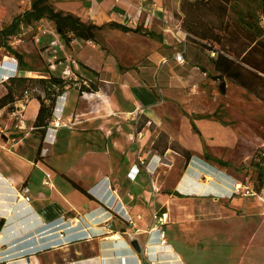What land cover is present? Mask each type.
Here are the masks:
<instances>
[{"label":"crops","instance_id":"0c3cea01","mask_svg":"<svg viewBox=\"0 0 264 264\" xmlns=\"http://www.w3.org/2000/svg\"><path fill=\"white\" fill-rule=\"evenodd\" d=\"M149 2L147 9L152 8L153 13L140 15V0H92L89 6L78 2L65 3L75 7L72 11L57 4L59 10L98 25L115 22L131 29H140L136 33L112 28L124 34H143L154 43L151 49L140 48L134 54V60L122 57L119 64L114 56H107L102 51L105 61L97 66L93 54L98 48L76 51L78 59L72 61L86 72L87 80L117 82L120 91L115 96L100 88L92 96L86 97L87 100L80 97L78 90L69 88L64 98L57 102V114L60 116L64 109L62 120L67 126L48 131L44 140L33 127L40 108L37 99L29 102L25 112L29 132H26L27 128L23 130L17 125H0V264H144L149 262V256L156 258V253H148V236L152 216L157 210H161L167 218L170 215L174 218L180 213L186 221L194 222L190 219L201 215L200 204H194L191 210L183 202L184 196L200 201L202 205L207 200L205 195L214 192L222 196L227 193V198L234 202L244 199L231 195L230 189L234 185L231 187L232 184L224 180L223 183L230 187H223L212 177L219 165L214 159L223 160L224 157L221 158V154H216L211 147V144L218 142L216 136L207 134L198 125L204 120L223 127L217 118L216 102L200 98L190 108L193 112L184 115L174 113L169 117L162 108L166 104H186L185 89L199 85V81H203L209 89L217 83L220 87L225 82L226 91L235 89L247 95V103L252 105L250 108L246 106L247 111L260 108L257 105L264 108V103L228 79L220 81L212 78L217 74L210 62V56L214 54L197 48L199 46L195 43L188 44V34L182 30L180 18L183 17V0ZM53 41L59 43V52L64 50L59 39L51 37L48 43L52 45ZM77 43L80 42L64 44L71 48ZM180 46L183 48L181 51L177 49ZM179 52L185 54L184 64L175 59ZM58 60L55 70H60L58 67L62 62ZM107 61L110 62L106 64ZM0 65L17 66V76H47L41 70L36 73V69L21 68L14 56L9 54L2 55ZM68 68L71 69V66L65 69ZM118 69L127 72L120 75ZM75 70L80 74L77 67ZM112 70L117 76L109 77ZM52 73L60 76L54 71ZM3 75L4 72L0 71V79ZM5 92L0 82V97ZM31 107L35 111L29 117L27 112ZM207 109L210 110L208 113ZM5 111L1 110L0 116L3 117ZM127 115H134L135 120L144 117L150 124L155 123L170 136L172 142L192 153V159L169 194L156 193L155 184L153 190L149 172L140 163L146 157L145 148L152 137L150 129L145 127L139 131L144 138L139 137L136 142V139H132L134 134L126 130ZM262 115L260 125L264 131V110ZM169 121L173 124L170 128ZM230 123L224 124V127L237 133L239 129ZM64 130L73 132L75 141L79 143L74 141L59 147L58 139ZM189 135L197 138L195 144ZM261 141L264 142V139ZM41 143L42 149L38 153ZM226 146L223 149L227 151ZM154 158L155 155L150 157L148 168L156 167ZM194 158L197 161H193ZM190 180L195 186L182 191L186 190L185 184ZM74 183L87 193L78 190ZM125 213L133 219L130 227L123 218ZM166 222L169 224V221ZM184 230L181 242L191 252L180 250L173 240L167 248L164 247V256L181 264H191L195 257L202 254L196 249V244L203 237L195 235L196 238H189ZM131 232L135 233L134 241L139 243L141 253L131 248L132 240L126 237ZM157 247L163 248L160 245ZM24 252H27L25 257L10 258Z\"/></svg>","mask_w":264,"mask_h":264},{"label":"rangeland","instance_id":"374dc122","mask_svg":"<svg viewBox=\"0 0 264 264\" xmlns=\"http://www.w3.org/2000/svg\"><path fill=\"white\" fill-rule=\"evenodd\" d=\"M91 1L92 0H51L56 9L59 10L57 4L60 3V7H64L71 11L75 7L65 3L73 4L78 2L80 5L89 6ZM30 7L31 0H0V30L11 24L12 20L17 15L29 10ZM51 37L57 40L59 39L64 46V50H60L58 53V61L62 62L58 67L60 70L52 71L63 76V69L67 66H71L74 75L67 79L77 82L71 89H76L78 92V87L83 84L82 81L86 80L87 76L80 65H78L77 62L75 65V62L72 61L73 59H78L75 54L76 51L85 52L98 48L99 50L95 51L96 54H93L95 56L94 62L97 66L105 61L104 58H102L104 57L102 51L107 56H114L119 64L122 57L134 60L136 58L134 54L139 52L140 48L151 49L154 43L149 37L143 34H124L115 29L106 27L99 33L97 40L94 41V47L79 40L80 43L69 48L66 47L64 41L58 35L55 24L48 19H44L40 23L34 24L32 27L22 26L20 34L10 38L9 43L17 51L24 53L29 67L38 70L36 73H39V70H43L50 65L51 56L48 49H50L52 45L48 42ZM188 42V44L193 43L190 40H188ZM177 49L181 51L183 48L180 46L177 47ZM4 54L11 55L5 48L0 47V59ZM109 62L110 61H107L105 63L108 64ZM76 67L79 69L78 71L80 74H77V70H75ZM117 72L120 75H124L127 71L118 69ZM109 73V77L117 76L113 70ZM96 83L99 89L102 88L110 95L116 96L120 91L119 83L117 82L111 81V83H105L98 81ZM197 84L199 85H193L185 89L184 95L188 99L186 104L177 106L166 104L162 108V111H164L168 117L170 115L172 116L174 113L184 115L193 112L190 108L194 106L200 98L211 101V103L212 101L216 102L215 109H217V118L221 121L223 127L220 128L204 120L198 125L199 127H203L207 134L213 133L216 136L215 139H218V142H211L213 143L211 147L216 154H221V158L224 157L223 160L226 162L221 165L222 167H219V165V168L216 167L220 169V171L215 169V174H213L212 177L223 184V187H230L229 184L225 185L223 183L224 180L232 184L231 187L234 185L230 189L231 195H238V197H244V199H239L234 202L233 200H229L230 197L227 198V193H225L226 196H222V194L220 195L214 192L210 195H205L207 200L202 205V202L187 199L184 196L182 198L183 202L188 204L191 210L194 209V204H200L202 210L201 215L190 219L194 220V222L189 220L186 221L182 218L180 213H177L176 216L174 215V218H172L171 215L168 218L165 216L164 225H158L157 228L165 232L167 245H170L169 243L174 240L179 249L184 251H187V248L186 245H183L181 242V236L183 235L182 230L185 229V235L189 236V238H196V236L203 237L200 239V242L196 244V246H198L196 249L200 250L202 254L195 257L191 264H264V182L262 183V180L258 179L260 171L264 172V161L262 160V156L264 155V142L261 141L264 139V131L260 125V118L263 116L264 108L257 105L260 108L247 111L248 108H246V106L248 105L249 108L252 106L247 103V99L249 98L247 95H243L235 89H229L223 94L220 90L219 83L211 89L207 88L206 85L203 84V81H199ZM79 95L83 97L81 93H79ZM86 99L88 100V98ZM86 99L83 100L87 101ZM34 109V107H31L30 110H28L27 115L29 117L32 116V113L35 111ZM196 111L198 112V110ZM209 111L210 110L207 109L206 112L208 113ZM255 111H258L257 114ZM8 114L9 113L5 111L4 116H1L0 121L2 122L0 125H5L4 123L16 125V121L13 117L8 116ZM126 117V130L131 131L132 135L134 134V138L132 139H136V142L139 137L142 139L144 138V136L139 135V131L143 130L145 127L150 129L152 137L145 148L146 157L143 166H147L150 157L155 155L156 167L148 168L151 187H153L154 190L153 185L155 184L157 188L155 187L154 191L156 193L169 194L172 192L187 165L186 159L182 155L183 148L177 143L172 142L170 136L162 130L161 127L157 126L155 123L150 124L144 117L137 118V120H135L134 115H127ZM8 119L10 122H8ZM230 122L234 123V126L239 129V131H236L237 133L231 132L230 130L228 131V129L224 127V124L227 123L230 125ZM26 125V132H29V124L26 123ZM115 126L117 127L118 124H115ZM169 126H173L171 121H169L168 127ZM229 128L232 130V127ZM72 133L71 131L64 130L58 139L57 145L60 147L63 146V144L74 142L76 136H73ZM189 139L193 144L197 141V138L193 135H189ZM75 142L79 143V141ZM225 145H228L226 146L227 151L223 149ZM168 148H170V150L166 151ZM194 156L198 157L195 154ZM193 161L197 160L194 158ZM258 163H261V165L258 166ZM206 169L208 168L206 167ZM232 178H235V180L239 182L238 184L241 185L237 194H234L236 193L237 184L233 182ZM206 180L211 181L209 178H206ZM185 186L186 190H182L184 192L187 191L188 187L193 188L195 185L190 180ZM247 190L248 192H253L254 195H244ZM156 213L163 216L161 210H157ZM176 220L178 221L177 223ZM166 221H169V224H167L168 222ZM125 222L129 227L133 225L126 220ZM149 229H151V227ZM126 237L132 241L136 240L134 232L128 233ZM150 238L151 235L149 234L148 253H156V258L152 259L149 256V262H145L144 264H181L176 260L165 258L164 249L167 248V246L161 249L157 247V245L161 244L159 235H156L152 241ZM188 251L191 252L190 249H188ZM20 254L21 253L14 254V256L10 258L16 259Z\"/></svg>","mask_w":264,"mask_h":264},{"label":"trees","instance_id":"16d2710c","mask_svg":"<svg viewBox=\"0 0 264 264\" xmlns=\"http://www.w3.org/2000/svg\"><path fill=\"white\" fill-rule=\"evenodd\" d=\"M181 11L183 17L180 22L182 30L188 34L187 39L210 55L214 54L210 56V62L217 74L212 78L220 81L228 79L264 103V0H183ZM44 19L55 24L58 35L67 45L75 40L96 41L106 26L125 32H140V29H131L115 22L98 25L90 20L85 21L73 13L57 10L51 0H31L29 10L17 15L11 24L0 30V47L14 56L23 69H31L26 55L10 45V38L18 36L22 26L32 27ZM149 34L152 36V33ZM49 68L47 66L41 70L47 75L44 77L15 76L1 83L6 92L0 97V111L6 109L8 113L12 112L15 102L26 92L32 94L31 99L39 101L40 108L33 127L41 140H44L53 121L58 97L77 83L53 74ZM83 84L78 87L81 94L99 90L96 82H91L89 86ZM193 127L196 129L195 125ZM182 155L186 163L193 157L190 151L184 149ZM262 157L264 161V155ZM214 160L219 165L226 163L222 159ZM258 179L264 182V172L260 171ZM74 185L87 193L81 186Z\"/></svg>","mask_w":264,"mask_h":264},{"label":"built area","instance_id":"2783aa9c","mask_svg":"<svg viewBox=\"0 0 264 264\" xmlns=\"http://www.w3.org/2000/svg\"><path fill=\"white\" fill-rule=\"evenodd\" d=\"M149 0H140V5L138 7V14H142L144 12H152L153 13V9L151 8L150 10L147 9V5H149ZM264 22V18L262 20ZM129 22H132V20H129ZM186 37H187V34H186ZM77 41V40H75ZM79 41V40H78ZM87 45H90V46H95V42L93 40H89V41H84ZM59 43L57 41H53L52 42V49L49 50L50 51V56H51V59H50V69L51 70H55L56 67H57V60H58V53H59ZM175 59L178 63H181V64H184L185 63V60H184V53L183 52H179L178 54H176L175 56ZM15 61H17L15 59ZM0 71H3L4 72V75L2 76V78L0 79V82L2 83L3 81H6L8 80L9 78L11 77H15L18 75V68L17 66L15 67H12L10 65H0ZM74 75V72L72 71V69L68 68V69H65L63 71V76L64 78H71V76ZM92 81L91 80H85L84 84L86 86H89L90 83ZM93 93L91 92H83L82 95L84 98L86 97H89V96H92ZM32 94L30 92H26L25 95L23 97H21L20 99H18L15 104H14V107L15 109L9 113V115L11 117H13V119L16 121V125L18 128L20 129H23V130H26L27 128V125H26V119H25V112H26V109H27V106L29 104V102L32 100L31 99V96ZM66 95V93H64L63 95H61L60 97H58V100L57 102L64 98V96ZM57 104H56V107H55V110H54V115H53V121L51 122V125L48 129V131L50 130H56L62 126H67L63 120H62V114L64 112V109L61 110V115L59 116L57 114ZM1 117V116H0ZM145 159H141L140 163L142 164H145ZM148 165L149 163L147 164L146 168L149 172V169H148ZM139 173V169L137 170V174L136 176L138 175ZM150 173V172H149ZM136 176L134 178H136ZM240 184H237L236 186V193L234 194H237L240 190V187L238 188ZM249 190V189H248ZM245 192L244 195L246 196H253V192ZM252 193V194H251ZM165 214H163V216H160L158 215L157 213L155 215H153V223H152V227L151 229L149 230V234L151 235V241L154 240V238L156 237V235H159V240H160V243L164 245V247H168L169 245H167V240L165 239V232L162 230V229H158V225H161L163 226L164 225V218H165ZM124 220L128 221L130 224H133V219L127 214L125 213V215L123 216ZM160 244V245H161ZM158 246V245H157ZM163 247V248H164Z\"/></svg>","mask_w":264,"mask_h":264},{"label":"water","instance_id":"95a60500","mask_svg":"<svg viewBox=\"0 0 264 264\" xmlns=\"http://www.w3.org/2000/svg\"><path fill=\"white\" fill-rule=\"evenodd\" d=\"M225 82L222 83V85L220 86V90L222 91V93H225L226 88H225ZM26 238H30V236H27ZM139 243L137 241H132L131 242V248L135 251H137L138 253L140 252L139 250ZM28 252V251H27ZM27 252L21 253L19 257H25ZM141 253V252H140ZM18 257V258H19Z\"/></svg>","mask_w":264,"mask_h":264},{"label":"bare ground","instance_id":"6f19581e","mask_svg":"<svg viewBox=\"0 0 264 264\" xmlns=\"http://www.w3.org/2000/svg\"><path fill=\"white\" fill-rule=\"evenodd\" d=\"M29 73H30V71H29ZM239 187H240V185L238 186V188H239ZM160 246H163V247H164L163 243H162Z\"/></svg>","mask_w":264,"mask_h":264}]
</instances>
